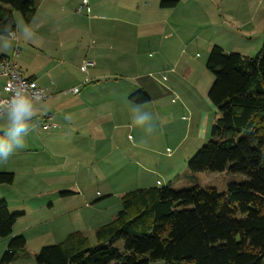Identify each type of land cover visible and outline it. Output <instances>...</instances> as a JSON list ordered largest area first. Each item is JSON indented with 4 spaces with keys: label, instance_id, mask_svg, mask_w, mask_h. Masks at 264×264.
<instances>
[{
    "label": "crops",
    "instance_id": "0c3cea01",
    "mask_svg": "<svg viewBox=\"0 0 264 264\" xmlns=\"http://www.w3.org/2000/svg\"><path fill=\"white\" fill-rule=\"evenodd\" d=\"M112 1L115 3L87 0V5L77 13L81 0H68V5L75 6L77 15L83 11L86 16L92 15L91 12L104 6L110 11L111 19L92 15L84 19L86 27L83 28L82 19L74 18L68 6L65 10L62 0H38L29 25L22 22L12 35L0 36V57L13 58L22 75L47 94L44 100H32L34 115L30 123L34 130L24 138L25 147L16 149L6 162L0 161V172L13 174L11 184L0 186L17 185L21 193H38L37 196L57 201L58 207L54 208L51 202L50 210L54 212L53 219L58 215L52 234H57L60 242L68 234L79 232L92 245L94 231L108 223L98 217L99 211L93 205L113 195L108 187L115 173L107 172L111 170L110 154L116 159L119 151L123 153L120 164L130 176H133V167L139 169L140 165L149 169L153 160L150 146L143 144L141 138V128L146 123L142 127L132 126L135 117L143 112V103H137L132 96L142 90L149 96L148 102L151 99L148 84L132 83L141 77L143 58H146L130 40L133 27L135 36L141 33V24L130 25L121 16L137 8L139 3L144 6L151 3L154 13L144 22L155 29L153 35L165 37L170 35L165 34L168 31L165 29L173 26L174 10L194 5L204 21L200 25L202 33L215 39L234 36V41L250 38L259 32L264 21V0H176L175 6L167 9L158 7L160 0ZM109 4L113 7L109 8ZM44 6L48 9L42 12ZM236 9L238 15L234 16ZM184 37L178 36L179 40ZM85 61L90 65L82 71ZM158 64L162 65L163 61ZM2 85L0 77V89ZM72 89H77V94ZM6 120V117L0 119V129L6 126ZM44 120L50 124L47 129L42 128ZM2 136L4 131H0ZM159 183L156 180L155 185L151 183L145 188ZM0 200L8 203L3 194ZM15 225L13 235H16ZM91 235L93 240L89 238ZM29 259L30 256L18 258L10 264H27Z\"/></svg>",
    "mask_w": 264,
    "mask_h": 264
},
{
    "label": "trees",
    "instance_id": "16d2710c",
    "mask_svg": "<svg viewBox=\"0 0 264 264\" xmlns=\"http://www.w3.org/2000/svg\"><path fill=\"white\" fill-rule=\"evenodd\" d=\"M176 2L164 0L160 6L172 8ZM36 10L37 0H0V36L15 32V13L29 25ZM205 67L213 75L207 98L216 119L187 171H227L245 180L221 193L197 185L126 192L115 217L94 231L93 245L72 232L41 247L35 264H264V30L255 56L214 45ZM132 98L149 101L142 90ZM12 182V173L0 172V185ZM20 215L0 200V239L9 238L0 264L29 258L24 237H11Z\"/></svg>",
    "mask_w": 264,
    "mask_h": 264
},
{
    "label": "rangeland",
    "instance_id": "374dc122",
    "mask_svg": "<svg viewBox=\"0 0 264 264\" xmlns=\"http://www.w3.org/2000/svg\"><path fill=\"white\" fill-rule=\"evenodd\" d=\"M62 1L63 4L65 3V10L68 6L74 18L82 19L83 28L86 27L84 19L92 15L97 18L111 19L110 11L105 6L96 10L95 13L91 12L92 15L86 16L85 11L77 15L74 14L75 6L68 5V0ZM109 1L115 3L112 0ZM161 1L164 0L158 2V7ZM148 2L146 1V3ZM60 5L59 3V9ZM108 7L112 8L113 5L109 4ZM136 7L125 12L121 17L125 23L130 25L141 24V33L135 36L133 27V35L130 40L135 46L140 47L139 50L144 53L146 58H143L141 77L134 79L132 83L144 86L148 84L151 88H146L151 97L150 102L141 105L143 112L139 115L149 114V120L141 128L143 132L141 138L144 139L143 144L150 146L149 154L153 160L150 161L149 169H143L140 165H138L139 169L136 166L133 167V176H130L120 164L123 153L119 151L116 159L110 154L109 165L112 171L107 170V172L115 173L111 176L108 187L111 188L113 195L101 198L93 205L99 211L98 217H103L102 220L108 223L120 210L122 195L129 190L145 188L151 183L155 185L156 180L160 182L159 187L170 185L175 190H181L197 185L216 188L220 193L226 189L228 184L245 180L243 175L230 174L227 171L191 174L187 171V163L210 139V131L216 119L215 109L207 98V93L213 83V75L205 67L212 46L217 45L226 53L235 52L252 57L260 50L263 43L264 21L259 32H255L246 40L234 41V36L215 39L206 32L202 33L200 25H203L204 21H202L200 11L194 5H188V8L184 5L174 10L173 26L165 29L168 30L165 34L170 35L164 37V35L156 34L157 31H155L156 35H153L155 29L144 22L148 21L154 13L152 4L144 6L143 3H139ZM167 8L170 7L165 6L160 9ZM45 9L48 8L44 6L41 11L44 12ZM155 11L158 12V10ZM237 15L238 9L234 11V16ZM232 18L233 16L229 20ZM14 19L16 26L23 22L18 13L14 14ZM181 35L185 36L183 40L178 38ZM139 36L140 39L137 40ZM13 40L16 42L15 39ZM161 60L163 61L162 65L158 64ZM156 62L157 65H155ZM85 63L88 62L85 61ZM3 85L0 89V99L4 98ZM5 117L4 114L0 119ZM152 124L155 126L153 132L150 131ZM141 151L145 152L142 147ZM116 167L120 170L118 173ZM11 187L0 186V194L8 198L9 212H22L15 223L13 233L16 235L12 234L11 237L18 235L24 237L25 252L30 256L26 263L35 264L34 255L41 247L60 242L58 235L52 234L55 233L54 220L58 219V215L56 219L52 218L54 212L50 210V203L53 202V199L37 196L38 193H21L18 191L17 185ZM114 193L119 195H114ZM53 205L54 208H57V201L53 202ZM89 238L93 240L92 235ZM8 242L9 238L0 239V259ZM155 264H161V261Z\"/></svg>",
    "mask_w": 264,
    "mask_h": 264
},
{
    "label": "clouds",
    "instance_id": "9594fccd",
    "mask_svg": "<svg viewBox=\"0 0 264 264\" xmlns=\"http://www.w3.org/2000/svg\"><path fill=\"white\" fill-rule=\"evenodd\" d=\"M5 115L7 118L6 126L0 131L5 132V136L0 137V161H7L16 149L25 147V137L30 131L34 130L30 123L34 108L32 98L15 91L13 96L7 100ZM68 118V117H66ZM149 120V114L138 115L135 117L133 127H142ZM152 124L150 131H154Z\"/></svg>",
    "mask_w": 264,
    "mask_h": 264
},
{
    "label": "built area",
    "instance_id": "2783aa9c",
    "mask_svg": "<svg viewBox=\"0 0 264 264\" xmlns=\"http://www.w3.org/2000/svg\"><path fill=\"white\" fill-rule=\"evenodd\" d=\"M87 5V0H81V4L77 8V13L81 11L83 7ZM12 35V34H11ZM90 63H85L81 66V70L85 71V68ZM0 77L4 79L3 92L4 98L0 99V115L6 111L8 101L17 90L23 95H27L32 100H44L47 94L44 89L38 87L36 83L24 77L21 71L16 66L13 58H0ZM73 94H77V89H72ZM50 124L47 120L42 123V128L47 129Z\"/></svg>",
    "mask_w": 264,
    "mask_h": 264
}]
</instances>
